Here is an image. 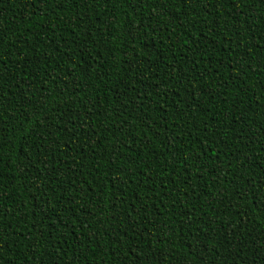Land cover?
<instances>
[{"label": "trees", "instance_id": "16d2710c", "mask_svg": "<svg viewBox=\"0 0 264 264\" xmlns=\"http://www.w3.org/2000/svg\"><path fill=\"white\" fill-rule=\"evenodd\" d=\"M262 14L0 0V264H264Z\"/></svg>", "mask_w": 264, "mask_h": 264}, {"label": "snow or ice", "instance_id": "6c2138e0", "mask_svg": "<svg viewBox=\"0 0 264 264\" xmlns=\"http://www.w3.org/2000/svg\"><path fill=\"white\" fill-rule=\"evenodd\" d=\"M48 2H50V0H30V4L31 7L35 8L37 6V4H47ZM61 2V0H57V4H59ZM165 2H168V0H165ZM183 2L188 3V2H192L195 3L197 2V0H183ZM233 2H235V0H233ZM252 2L254 3H260V4H264V0H252ZM27 6V5H26ZM264 15V14H262ZM185 43H187V41H185ZM12 48H16V44L13 43L11 45ZM17 53H19V49H16ZM12 56V52L9 51V49L7 47L4 46V41H3V37L2 35H0V79L3 78V71L4 69H6L8 67V60L4 59V57H9L11 58ZM22 66L26 67V65ZM43 124H40V127H43ZM33 134H35V132H33ZM40 140H43V135H41L40 137H38ZM38 148L41 147V145L37 146ZM51 157L47 158L44 163L48 162V159H50ZM35 163V162H33ZM33 166L32 164L29 165H25V168L27 167H31ZM37 180H39V176L36 177ZM0 183H2V178H0ZM42 195H45L46 193H41ZM0 231H2V229H0ZM3 245H4V236L0 235V261H2L3 259Z\"/></svg>", "mask_w": 264, "mask_h": 264}]
</instances>
